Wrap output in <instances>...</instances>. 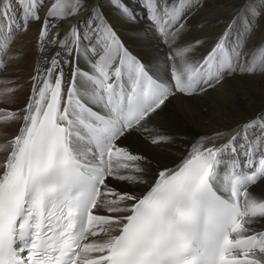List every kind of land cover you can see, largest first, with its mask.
<instances>
[{
    "label": "snow or ice",
    "instance_id": "obj_1",
    "mask_svg": "<svg viewBox=\"0 0 264 264\" xmlns=\"http://www.w3.org/2000/svg\"><path fill=\"white\" fill-rule=\"evenodd\" d=\"M107 2L125 36L101 0H0V48L38 25L43 59L24 106L0 108V264H264V109L171 167L135 143L176 145L158 118L177 97L264 79V0L198 38L207 0H136L143 18Z\"/></svg>",
    "mask_w": 264,
    "mask_h": 264
},
{
    "label": "bare ground",
    "instance_id": "obj_2",
    "mask_svg": "<svg viewBox=\"0 0 264 264\" xmlns=\"http://www.w3.org/2000/svg\"><path fill=\"white\" fill-rule=\"evenodd\" d=\"M64 2L66 7L71 8L78 0ZM101 2L104 4L105 14L117 31L125 36L127 30L120 23L116 10L109 6L107 0ZM127 2L143 18L144 13L137 7L136 0ZM235 2L236 0H207L206 6L189 21L191 25L189 37L213 36L222 31L223 18L232 14ZM76 19L79 17L74 16L73 20ZM144 26L148 27L147 24ZM38 27L33 25L26 33L17 34L14 42L6 50L0 49V108H22L27 100L32 85L31 77L35 74L36 67L43 64V59L38 56L36 43ZM167 52L168 47L160 45L156 54L161 64ZM236 85L235 88L219 89L203 97L173 99L161 113L158 121L164 131L177 138L176 145L172 148L153 149L135 141L136 146L171 167L173 161L178 162L181 154L177 149L189 147L199 137L220 132L222 139L216 141L217 146L227 143L238 124L249 121L264 109V79L253 77L247 81L238 80ZM15 127L8 128L6 133L0 134V141L15 135ZM4 157L5 154L0 152V161ZM256 191H264V187L257 188Z\"/></svg>",
    "mask_w": 264,
    "mask_h": 264
},
{
    "label": "rangeland",
    "instance_id": "obj_3",
    "mask_svg": "<svg viewBox=\"0 0 264 264\" xmlns=\"http://www.w3.org/2000/svg\"><path fill=\"white\" fill-rule=\"evenodd\" d=\"M7 47H9V46H7ZM7 47H5V48H2V50H6V48H7ZM6 52H7V51H5V53H6ZM0 53H1V52H0Z\"/></svg>",
    "mask_w": 264,
    "mask_h": 264
}]
</instances>
